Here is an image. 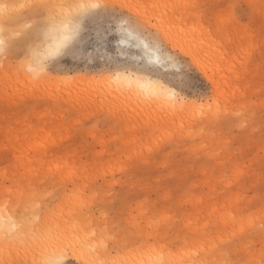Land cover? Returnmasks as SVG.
Segmentation results:
<instances>
[{
  "label": "rangeland",
  "instance_id": "obj_1",
  "mask_svg": "<svg viewBox=\"0 0 264 264\" xmlns=\"http://www.w3.org/2000/svg\"><path fill=\"white\" fill-rule=\"evenodd\" d=\"M110 1L99 0L139 23L132 33L161 47L178 97L197 105L183 114L169 100L144 106L142 91L113 81L66 90L78 76H113L118 60L147 62L135 40L119 46L115 33L97 43L86 32L83 50L39 79L0 57V212H16L39 189L47 217L61 224L55 240L0 236V264H84L86 254L108 264H191L185 236L215 241L217 260L260 264L264 0ZM176 44L206 61L219 91Z\"/></svg>",
  "mask_w": 264,
  "mask_h": 264
},
{
  "label": "snow or ice",
  "instance_id": "obj_2",
  "mask_svg": "<svg viewBox=\"0 0 264 264\" xmlns=\"http://www.w3.org/2000/svg\"><path fill=\"white\" fill-rule=\"evenodd\" d=\"M106 24L103 32L90 25ZM140 25L130 17L117 15L115 9L99 0H0V57L15 59L27 66L34 79L51 73L64 57H74L83 50L85 33L96 32L97 43L106 41L108 34L115 33L118 43H123L126 35L138 30ZM58 35L53 43L51 37ZM147 62L135 67L117 61L115 73L147 78L153 85V94L158 100L177 97L176 85L164 71L166 64L161 59L163 52L159 45L145 43ZM156 57L157 59H153ZM151 98V94L149 96ZM175 110V104L172 105ZM27 200L21 197L17 211L7 212V205L0 212V236L7 239L10 235H37L41 239L55 240L61 234V224L53 215L47 217L44 194L33 189L27 194ZM22 205V210H20ZM95 236V232H93ZM113 239H116L113 236ZM179 242V240H178ZM183 251L189 257H195L191 264H254V261L240 262L231 258L216 259L218 245L215 241H197L195 237H183ZM46 264H60L49 259ZM85 264H108V261L88 260ZM167 264H188L182 258ZM264 264V260L260 262Z\"/></svg>",
  "mask_w": 264,
  "mask_h": 264
},
{
  "label": "bare ground",
  "instance_id": "obj_3",
  "mask_svg": "<svg viewBox=\"0 0 264 264\" xmlns=\"http://www.w3.org/2000/svg\"><path fill=\"white\" fill-rule=\"evenodd\" d=\"M111 1H110V3H111ZM178 37H179L178 32H173L172 34L169 35L168 41H170L172 43L173 42L175 43L176 42L175 40ZM58 39H59V37L56 34H53L52 37H51V41L53 43H55ZM129 39L135 40L136 43H137V46L139 45L144 50V54H145V43H147V42L144 39L137 37L133 33L131 35H126L125 38H124L123 43H119V46L125 47L127 45V43H128L127 40H129ZM181 46L182 45H178V44L175 45L176 48H178L180 51H182L183 53H185L186 55H188L191 58V60L197 66V68H199V70L202 71L201 73H206V75H207L208 67L205 64L206 61L203 60V59H201L196 54L194 56L191 52L187 51L186 49H184ZM145 56H146V54H145ZM153 59L155 60L157 58L156 57H153ZM207 78H208V81H210L212 83V85L214 86V91H219L221 89L222 82L217 80L218 77L215 76L214 73L208 74L207 75ZM89 79H91V80H89ZM89 79H83V78H80L78 76L76 79H73L75 81H73L72 84L70 82V85L69 86H66L65 89L66 90H71L72 88H76L78 86H82V83H85V82L87 84L88 83H94L95 85H99L101 83H105V84L107 83V84H109L110 81H113L115 83V85H120V84L122 85L123 84L125 87H128L129 90L131 89V92H136V91H140L141 92L142 91V93H144L145 97L147 98L145 100L146 102L142 98L145 103L144 102L143 103L141 102V104L144 105V106H149L152 103V101L155 100L154 98H156V96L153 94V85H152V83L147 78H139L138 76L125 75V74L121 73L119 79L117 78V75L116 74H114L113 76H100V77H98L96 79H92V78H89ZM66 82H68V81H66ZM52 83H54V82H52ZM224 83H226V81H224ZM55 84H56V86H57V84L59 86V82L58 81H57V83L55 82ZM60 84H61V81H60ZM63 86H65V84H63ZM86 86L87 85H84L82 87H86ZM150 94H151V98H149ZM132 95H133V93H132ZM139 96L141 97V95H139ZM136 100H139V99L137 98ZM168 100L171 102V106L173 104H175V108L177 110H179L180 113H182V114L185 113V112H188V110L190 111V109L194 108L197 105V104L193 105V103H191L189 101H185L184 99H181V97H178V95H177L176 98H174V99H168ZM84 264H85V262H84Z\"/></svg>",
  "mask_w": 264,
  "mask_h": 264
}]
</instances>
